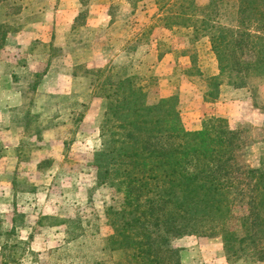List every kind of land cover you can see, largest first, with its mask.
I'll use <instances>...</instances> for the list:
<instances>
[{
    "label": "rangeland",
    "instance_id": "374dc122",
    "mask_svg": "<svg viewBox=\"0 0 264 264\" xmlns=\"http://www.w3.org/2000/svg\"><path fill=\"white\" fill-rule=\"evenodd\" d=\"M196 3L202 10L210 0ZM180 4L0 0V264L128 263L108 243V210L121 208L124 194L100 186L94 165L109 105L99 78L136 77L150 105L178 97L191 131L209 117L226 119L242 132L237 165L264 171V81L228 84L234 74L221 75L209 36L165 25ZM225 11L221 23L237 25ZM218 76L219 97L206 99L207 79ZM173 246L182 264H264L252 249L233 255L223 238L184 237Z\"/></svg>",
    "mask_w": 264,
    "mask_h": 264
},
{
    "label": "trees",
    "instance_id": "16d2710c",
    "mask_svg": "<svg viewBox=\"0 0 264 264\" xmlns=\"http://www.w3.org/2000/svg\"><path fill=\"white\" fill-rule=\"evenodd\" d=\"M176 1L178 11L167 13L165 25L209 36L221 75L234 74L228 84L239 89L264 81V0H210L202 10L196 0ZM229 9L239 22L232 28L221 23ZM100 81L99 96L109 105L94 154L97 181L125 197L121 208L108 210L111 250L127 264H182L175 239L223 238L233 255L252 249L256 261L264 262V171L237 165L242 132L220 117L188 130L178 97L150 105L136 77ZM222 85L219 76L208 78L206 99L215 101Z\"/></svg>",
    "mask_w": 264,
    "mask_h": 264
},
{
    "label": "crops",
    "instance_id": "0c3cea01",
    "mask_svg": "<svg viewBox=\"0 0 264 264\" xmlns=\"http://www.w3.org/2000/svg\"><path fill=\"white\" fill-rule=\"evenodd\" d=\"M166 57H169V55H167ZM5 103V102H4ZM15 107H19V106H21V105H14ZM13 139H14V137H13ZM6 146V145H5ZM4 146V148H5V150H6V147H10V146H6L5 147ZM16 147V146H15ZM15 149V148H14ZM2 159H6V157H4V158H2ZM1 161V160H0ZM18 161H17V158H16V163H17ZM11 170V167H9V168H7V171H10ZM15 170V169H14ZM10 188V186L8 187V189ZM11 188L13 189V186L11 185ZM6 190L5 191V193H7V192H9V190ZM12 189L10 190V192L13 194V201H12V207H14L15 206V193H14V191H12ZM17 206V205H16ZM15 206V207H16Z\"/></svg>",
    "mask_w": 264,
    "mask_h": 264
}]
</instances>
